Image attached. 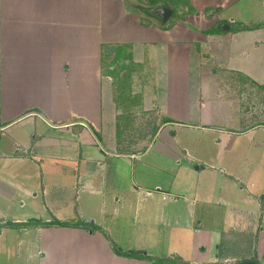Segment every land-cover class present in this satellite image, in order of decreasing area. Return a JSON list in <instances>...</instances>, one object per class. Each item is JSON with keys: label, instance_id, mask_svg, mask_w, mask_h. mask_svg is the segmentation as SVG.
<instances>
[{"label": "crops", "instance_id": "obj_1", "mask_svg": "<svg viewBox=\"0 0 264 264\" xmlns=\"http://www.w3.org/2000/svg\"><path fill=\"white\" fill-rule=\"evenodd\" d=\"M132 1L0 0V122L7 131L0 134V224L25 223L5 211L29 203L45 223L85 225L83 200L99 201L104 220L79 228L3 227L0 237L7 230L41 231L51 243L41 264H153L115 255L114 221V235L131 224L133 250L158 246L154 254L188 264L251 258L263 264L264 122H253L238 95L249 85L264 90V20L228 16L221 32L215 24L240 4L255 2L264 13V0H180L197 15L171 18L166 30L155 20L143 26L126 6ZM205 11L215 14L203 28L193 19L205 20ZM208 40L218 44L214 64L239 80L238 94L229 84L233 94L220 120V100L214 101L220 96L210 101L209 85L202 88ZM123 49L141 53L147 80L156 79L134 103L125 101L134 94L115 88V76L124 72L114 75L109 66L108 56ZM19 122L30 125L15 128ZM181 129L213 135L215 147L243 167L219 171L222 161L193 156L189 165L186 142L179 147L175 140ZM206 171L212 190L202 193L196 184ZM57 246L68 255H56Z\"/></svg>", "mask_w": 264, "mask_h": 264}, {"label": "rangeland", "instance_id": "obj_2", "mask_svg": "<svg viewBox=\"0 0 264 264\" xmlns=\"http://www.w3.org/2000/svg\"><path fill=\"white\" fill-rule=\"evenodd\" d=\"M135 4H142L143 5V1H132ZM163 4V3H161ZM171 5V4H170ZM127 6L129 7H133L134 8V4H128ZM172 8V7H171ZM251 8L252 11H250L249 9ZM173 9V8H172ZM175 10V9H173ZM152 11V10H151ZM150 11V13H151ZM188 10L185 11V9L183 7H180L178 9V16L176 17L175 14H173L172 18H177L175 20H173L172 22H176L177 20H179L185 13H187ZM215 13L211 12L210 15H208V13H205V20L204 19H193L195 23H201V26L203 28H205L206 26H209L210 24H212L214 22V19L211 18ZM197 15V14H196ZM195 15V16H196ZM250 15H254V19L253 20H259L262 21L264 20V13L260 12L257 7H256V3L255 2H251L249 4H247L246 6L244 4H240L238 5V7L233 8L231 10L226 11L222 17L224 19H221L220 17L218 18L215 26L217 32H221L222 29L221 26H219L220 24H226V22H229L228 16H234L236 19V22H238L237 20H242V18H249ZM145 19H149L147 16H144ZM225 18L227 19V21L225 20ZM171 22V23H172ZM172 23V24H173ZM230 23V22H229ZM160 24V22H159ZM214 33L216 31H213ZM211 36V35H210ZM209 44V45H207ZM216 45V46H215ZM264 46V45H263ZM197 49H200V46L196 45ZM202 53L203 55H201L202 58V83H203V90L204 88H206V84L209 85L210 87V94L209 97L211 98L210 101L214 100V94L215 92L217 93V96H220L219 98L217 97V100H214L216 102H219V106L220 109H222L218 114H219V120L223 119V118H227V114H228V107L227 108H221V105L223 103L229 104L230 101V97L233 94L232 89L230 90L229 84L232 83L236 93L238 94V79H236V81L232 82L231 78H233V76H228V72H222V70H219V68L217 67L216 64H214L213 60L216 57V55H214V53L216 51H218V44L216 43H211L209 40L208 42L205 44V46L202 47ZM133 53V54H132ZM142 56L141 53H139V56L134 53L133 51H130V55L129 52H127V50L123 49L120 51H116L115 53H111L110 57L108 56V59H112V61H114L113 65H109L112 67L113 71L116 73L114 75H117L118 73H121V71L124 72L123 75L118 74L117 76H115L114 78V82L115 83V88L118 89V87H122L120 88V92L121 93H132L134 94V98H132V96L126 97L129 100H125L129 103H134V100H141V96L139 95H144V93L147 91V89L152 90L155 87V82L156 79L154 78L153 81H150V79L147 80V75L145 76V69H146V65L144 64L143 66L138 63V61H141V59H139ZM105 60H107L105 58ZM132 64H131V61ZM127 61L129 64H124L123 62ZM122 62V64H121ZM105 63H107V61H105ZM124 65V66H123ZM136 74V75H135ZM133 77V83H131L130 79H132ZM234 79V78H233ZM150 81V82H149ZM237 84V85H236ZM218 85H221V89L218 90L216 89V87ZM240 87H242V85H239ZM259 87H255L253 85H249V87L247 86L248 91L244 92L241 89V93L238 95L239 97V105L240 107L245 108V103H246V107L249 108L248 111H246V113L248 114V116L250 115L251 118H255L254 119V123H262L264 122V90L263 89H258ZM143 92V94H142ZM138 93V94H137ZM244 94H247L248 96L251 97V100L248 102V100L245 99ZM120 96V95H118ZM146 96V95H144ZM241 97V98H240ZM133 99V100H131ZM122 102L125 105H129L127 103H125L123 100ZM138 110V109H137ZM137 114V113H136ZM155 114V113H154ZM243 114V113H242ZM246 114V115H247ZM137 117V116H135ZM139 117H142L141 115H139ZM151 120L150 123L156 122L158 118H156L157 116L155 115H151ZM150 118V117H149ZM29 121V120H26ZM148 121V120H147ZM219 121H216L215 123L218 124ZM19 125H23V126H29L30 123H26V122H19L16 126H14L15 128L18 127ZM6 128V125H3ZM194 125H187L188 128H192ZM14 128V129H15ZM13 131V130H12ZM184 131V132H183ZM7 131H4L1 134H6ZM178 135L175 140L178 142L179 147H180V143L179 142H186V147L184 149H188L189 150V155H188V159H184V161H186L189 165L192 166L193 160L190 158V156L199 158L200 160H203L205 162H211L213 159H217L220 163V161H222L223 165L222 167H218L216 164L217 162H212V164H214V166H217V168H219V171H222V169H225L229 166L231 172H235L236 167L239 168V170L243 167V164H238V160L235 163L232 159V157L230 158V156L228 154H226L224 151H222V149L220 148H216L215 147V137L213 135H209L210 137H205L202 136L200 132H196L194 130H178ZM136 134L133 133V136H135ZM216 135V134H215ZM137 137H141L136 135L135 138ZM218 138V136H217ZM141 140V139H136ZM136 141V142H137ZM214 142V144H213ZM184 149L182 150V152H185ZM219 156H221V160H219ZM221 164V163H220ZM235 165L234 170H232V166ZM199 183L200 185L196 184V186L198 188H200L202 193H209V191H211V183L208 182L206 176H209V172H204V174L199 173ZM238 175V174H237ZM178 185V183L176 184ZM33 201V200H31ZM30 202V201H29ZM83 204L86 206L85 209H83V214L84 216H88L87 218L89 219H85V221L83 222L86 226L87 223L91 224L90 222H92L93 224V220H95V225H100L101 223H104V220H101V214H100V202L99 201H86L83 200ZM35 207V206H34ZM17 213H15L14 210L12 209H8L6 212V216L9 219L15 220V219H19V220H24L25 222L29 221V220H39L41 219V217H43L38 211H36L34 208L28 206L23 208V209H15ZM126 210V209H125ZM45 215V214H44ZM98 220L100 223H98ZM107 223V222H105ZM116 222H112L111 227H113V229H111V231H113V237L115 236V238L113 239V241L117 240L120 241V243H118V249H122L123 252H141L144 255L148 252V250H142V251H138V250H133L131 247L133 246L131 243V238H130V233H131V224L129 225H124L123 229H119L121 233H119L118 235H114V231H116L115 227L113 224H115ZM108 224V223H107ZM113 225V226H112ZM4 230V229H2ZM98 231V229H96ZM118 236V237H117ZM161 246V245H160ZM158 248V246L156 248H154L152 251H149L147 253V255L152 256V258H161L163 259V257H161V255H156L153 252H156V249ZM43 249L47 250L51 249V243L50 245H48L46 238H44V234L39 230H22V232L20 234L17 233H13L11 230H7L5 232L2 233L1 237H0V264H41V258L39 257V255H43L42 251ZM160 249H163V246H161ZM68 250V249H67ZM66 251V250H65ZM64 250L62 252L59 251V247L57 246L56 249V255H68L64 254L65 252ZM160 254V253H159ZM116 255V254H115ZM157 256V257H156ZM256 259V258H255ZM257 261V259H256ZM258 262V261H257ZM264 264V262H263Z\"/></svg>", "mask_w": 264, "mask_h": 264}, {"label": "trees", "instance_id": "obj_3", "mask_svg": "<svg viewBox=\"0 0 264 264\" xmlns=\"http://www.w3.org/2000/svg\"><path fill=\"white\" fill-rule=\"evenodd\" d=\"M134 1H137V0H134ZM138 1H143V5L131 3V4H134L135 6H134V8L133 7H130V8H133L136 11V13L141 17V24L143 26H151V20H155L156 22L159 23V18L156 16H153L150 13V11L157 6H170V7H172L173 9H175L174 14L176 16L178 13L179 4L182 3V5L185 4V6L183 5V8L184 7L187 8L188 14H191V15L197 14L195 12V10H193V8H191L189 3L186 1H180V0L176 1V2L170 1V0H165V1H163V0H138ZM161 3H163V4H161ZM127 7H129V6H127ZM205 12H207V11H205ZM144 16H147L149 19H145ZM159 27L162 30L167 29V26H159ZM112 63L114 64V61H112ZM110 74L112 75L113 73L110 72ZM80 226H83V225L82 224L64 223V222H59L57 220L51 221L49 223H45V222L40 221V220H29L25 223H21L18 225L12 224V223L0 224V229L3 227H12V228H35V227H40V228H48V227L79 228ZM88 228L92 229V226H90ZM111 246H112V249L116 255L124 256L126 258L149 261L153 264H188V263L183 262L178 257H170V258H163V259L152 258L149 256H144V254L141 252H123L120 249H118L116 246H114V244H111ZM235 264H258V262L256 261L255 258H251L249 260H244V261H241V262H238Z\"/></svg>", "mask_w": 264, "mask_h": 264}, {"label": "water", "instance_id": "obj_4", "mask_svg": "<svg viewBox=\"0 0 264 264\" xmlns=\"http://www.w3.org/2000/svg\"><path fill=\"white\" fill-rule=\"evenodd\" d=\"M151 14L160 19V25H166L173 17L174 10L170 6H157L152 9ZM222 31H227L228 26L225 24L221 25ZM92 224V222H90Z\"/></svg>", "mask_w": 264, "mask_h": 264}, {"label": "built area", "instance_id": "obj_5", "mask_svg": "<svg viewBox=\"0 0 264 264\" xmlns=\"http://www.w3.org/2000/svg\"><path fill=\"white\" fill-rule=\"evenodd\" d=\"M6 130V128L3 126V124L0 122V134L3 133Z\"/></svg>", "mask_w": 264, "mask_h": 264}, {"label": "flooded vegetation", "instance_id": "obj_6", "mask_svg": "<svg viewBox=\"0 0 264 264\" xmlns=\"http://www.w3.org/2000/svg\"><path fill=\"white\" fill-rule=\"evenodd\" d=\"M159 22H160V19H159Z\"/></svg>", "mask_w": 264, "mask_h": 264}]
</instances>
